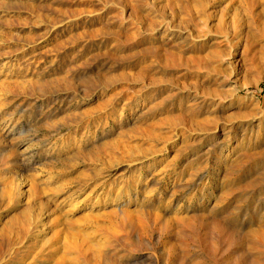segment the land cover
<instances>
[{
	"label": "bare ground",
	"instance_id": "bare-ground-1",
	"mask_svg": "<svg viewBox=\"0 0 264 264\" xmlns=\"http://www.w3.org/2000/svg\"><path fill=\"white\" fill-rule=\"evenodd\" d=\"M112 3L121 18L115 27L100 20L62 40L77 45L85 38L96 48L89 60L107 55L116 66L85 79H76L69 67L47 80L0 64V213L21 199L28 208L21 216L26 219L0 222V264H134L137 247L157 264H264V212L241 218L264 178L263 171L245 181L241 170L264 155V100L227 87L232 79L244 86L264 77V0ZM98 4L87 13L100 16L105 7ZM62 40L58 48L65 46ZM4 45L0 38L2 55ZM21 95L35 101L69 96L88 106L79 111L78 100L68 119L22 127L14 106ZM253 121L254 140L229 144L213 156L211 192L199 203L188 191L195 173L184 177L160 158L158 149L165 151L172 135L190 129L212 139L226 127ZM108 126L113 131L102 135ZM123 159L141 170L130 185L112 192L103 187L96 195V183L88 191L70 190L67 173L88 166L100 177L98 161ZM66 191L68 199L42 222L48 209L42 198ZM45 224L46 247L19 252L30 228ZM196 249L206 259L195 261ZM223 249L225 262L217 258Z\"/></svg>",
	"mask_w": 264,
	"mask_h": 264
},
{
	"label": "rangeland",
	"instance_id": "rangeland-1",
	"mask_svg": "<svg viewBox=\"0 0 264 264\" xmlns=\"http://www.w3.org/2000/svg\"><path fill=\"white\" fill-rule=\"evenodd\" d=\"M98 3L104 5L105 10L102 11L103 13L100 16L95 13L88 14L87 11L93 7L96 8L95 5H99ZM116 11V6L112 3V0H0V38H4V46L6 47L4 50L8 51L4 55L0 54V64L5 63L9 71H24L28 69L35 74L46 77L47 80L55 79L63 71L68 70L69 67H71L70 69L73 71L76 79H85L96 73H103L111 67L116 66L117 60L111 59L107 55L99 56L96 61L89 60V56L95 52V46L90 47L85 38L78 39L76 41L77 45L68 44L64 40L70 32L76 33L81 31L83 27L88 28L90 25H98L100 20L110 25V28L112 26L115 27L114 25L121 21L120 16H116ZM76 17H81L77 23L74 22ZM8 37L11 38L9 39ZM63 38L64 40H62ZM61 40L65 46L58 48L59 46L57 45ZM51 47L55 48L52 50ZM35 57L38 59L37 64L36 62L31 63L30 60ZM227 87L228 91L239 90L240 94L252 95L260 102L264 100V77L251 80L250 83L244 86H241L238 80L232 79ZM159 92L160 90L158 89L156 94ZM19 98L14 103V106L17 105L16 109L21 116L22 122L20 124L22 127H26L28 121L30 122V126H38L45 118L51 121L53 119L54 121L63 118L68 119V114L80 111L88 106L87 101H81L80 98L70 100L69 96H63L56 101H35L32 97L24 95H21ZM77 102L80 104L78 110L77 108L72 109L73 105H76ZM197 113H200V111ZM248 123L244 128L234 127L229 130V127H226L224 130L218 131L217 135L212 139H204V135L199 130L193 131L188 129L183 135H180L181 137L172 135L167 140L165 151L158 149L161 151L160 158L168 161L184 177L188 173H195L193 175L196 181L188 191L190 193L196 192V203L200 202V195L211 192L209 188H211L212 181L214 180L212 175L214 166L212 159L218 153V150L226 148L229 144L233 146L236 142L244 146L248 139L254 140L253 133L258 123L257 121ZM110 129L109 126L106 127L102 135L111 133L113 130L109 132ZM43 143L46 142H42L41 146L44 145ZM238 148L236 147V149ZM123 160L121 162L110 160L103 164L101 161H98L96 163L97 168H103V174L101 173L100 177L93 176L88 166L81 167L76 171L74 170L70 174L67 173L65 175L66 179L69 177L72 181L70 190L76 187L75 190H77L79 187V189H84H82V192L88 191L96 183L97 185L93 189V194L96 195L103 187L104 190L108 189L107 191L112 192L118 186L130 185L136 173L141 170L139 171L137 166H127L125 159ZM263 168L264 155H256L249 159L242 167V178L245 181L257 178L260 172L264 171ZM142 170L144 171V168ZM143 171L141 172L142 176L145 175V171ZM78 175H80V178H78ZM257 188L254 194L245 202L244 215L241 216L244 220L252 216L261 215L262 211L264 212V178ZM68 192L66 191L61 195H57L53 200L47 201L46 197L42 198V201L45 200V203L47 202L46 204L48 205L47 211L41 217L42 222H46L51 217L49 215L52 212L50 209L55 204H62L64 200L68 199ZM8 205L0 213L1 223L17 220V218L18 220L26 219L21 217H24L25 213L28 212L23 199L19 202L9 203ZM254 223L252 224L255 225ZM47 224L44 226L39 225L38 228L31 227L28 232L29 234L27 233L21 240V244H24L18 251L22 252L25 249L38 250V248L41 250L45 248L47 244L45 240L50 235L45 230L48 226ZM131 253L132 257H135L133 259L134 264H157V261L154 259L146 257L148 254L147 249L137 247ZM192 253L194 254L193 259L195 261L205 258L197 249ZM217 258H221L220 260L225 262L228 259L227 250H221Z\"/></svg>",
	"mask_w": 264,
	"mask_h": 264
}]
</instances>
